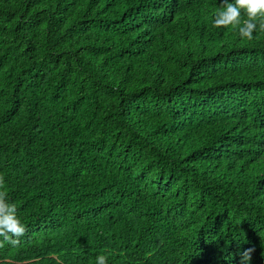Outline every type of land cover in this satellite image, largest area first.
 <instances>
[{
  "label": "trees",
  "instance_id": "16d2710c",
  "mask_svg": "<svg viewBox=\"0 0 264 264\" xmlns=\"http://www.w3.org/2000/svg\"><path fill=\"white\" fill-rule=\"evenodd\" d=\"M222 3L0 0V264H264V31Z\"/></svg>",
  "mask_w": 264,
  "mask_h": 264
},
{
  "label": "clouds",
  "instance_id": "9594fccd",
  "mask_svg": "<svg viewBox=\"0 0 264 264\" xmlns=\"http://www.w3.org/2000/svg\"><path fill=\"white\" fill-rule=\"evenodd\" d=\"M223 9L215 14L214 26L227 27L232 25L238 27L239 35L248 40L253 39V33L257 26L264 31V0H223ZM246 13V19H241V12ZM258 22V24H257ZM4 178L0 176V248L4 243L18 246L20 237L25 234V226L21 223L16 214V206L8 203L7 192L2 190ZM254 249L249 248L241 253L243 262L251 260V253ZM96 264H107V257L99 255L96 257Z\"/></svg>",
  "mask_w": 264,
  "mask_h": 264
}]
</instances>
